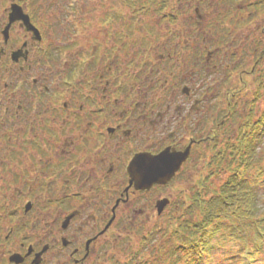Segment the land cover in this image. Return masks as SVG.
I'll list each match as a JSON object with an SVG mask.
<instances>
[{
  "label": "flooded vegetation",
  "instance_id": "af4514ba",
  "mask_svg": "<svg viewBox=\"0 0 264 264\" xmlns=\"http://www.w3.org/2000/svg\"><path fill=\"white\" fill-rule=\"evenodd\" d=\"M123 1L130 9V0ZM87 4L88 0L0 3V41L6 42L0 55V73L5 72L0 77L6 75L10 84L21 88L18 93L9 87L4 98L13 113L17 103H23L19 117L26 129L35 125V134L30 129L27 133L30 142L5 156L7 166L0 175V180L7 181L3 190L16 192V198L0 194V210L6 213L0 216V225L2 219H20L19 225L0 230V264H100L111 251L128 250L131 234L150 218L168 212L174 196L178 209L191 188H206L214 172L211 166L224 164L226 126L238 118L240 91L229 88L225 103H212L203 91L207 79H200V73L195 78L196 58L204 53L195 52L196 38H192L199 19L190 23L187 39L179 35L182 51L167 50L166 56L154 54L163 41L160 32L145 24L143 37L133 40L143 49L132 55L136 23L131 17L109 6L100 18L97 9ZM167 8L155 13L165 19ZM13 11L18 15L10 23ZM226 13L225 17L231 16ZM176 38L173 34L168 41ZM24 40L27 47L22 46ZM208 55L202 65L204 77L211 73L206 65L213 54ZM260 56L249 70L239 71L240 89L247 85L243 75L257 77L256 66L263 62ZM176 78L182 81V96L190 102H165L169 90L175 94ZM249 115L250 111L245 117ZM138 135L151 137L157 147L150 148L148 140L138 141ZM160 136L166 137L169 147L159 143ZM130 148L136 152L165 148L185 159L166 185L139 189L130 177ZM19 157L28 163L14 171L13 161L19 164ZM32 171L38 180H33ZM193 176L197 178L190 182ZM19 184L29 192L23 193ZM174 187L173 196L165 193ZM52 190L59 191L58 197L46 202L59 208L52 222L57 232L50 229L44 237L28 233L26 229H34L35 224L24 218L36 208L30 191ZM163 198L170 203L158 213L156 203ZM110 258L109 264H121L115 255Z\"/></svg>",
  "mask_w": 264,
  "mask_h": 264
},
{
  "label": "rangeland",
  "instance_id": "374dc122",
  "mask_svg": "<svg viewBox=\"0 0 264 264\" xmlns=\"http://www.w3.org/2000/svg\"><path fill=\"white\" fill-rule=\"evenodd\" d=\"M42 1L44 2V5H46L48 0ZM75 1L78 2V4H80L81 1L84 3L87 2V0ZM88 1L89 4L86 6H94L97 9L96 13H99L100 18H102L103 12H107L104 8L112 6L116 9V13H127L126 16L129 15L131 19L134 20L132 23H136V35L134 34L132 38L130 48V53L132 55H135L138 49H143L142 46L138 43L137 45L133 42V40L143 37L145 31L142 29L145 27V24H147L148 27L154 31L160 32V36L163 41L157 51L155 50L154 52V50L150 49V52L166 56L168 50L174 51V53L177 54L184 45V42L180 41L179 35L182 34L180 36L181 40L187 39V33L189 32L191 24L196 23L198 18L199 25H195L192 38H196V42H194L195 52L204 51V53L202 56H198L196 58V64L198 66L195 69V78H197L200 73V79H207L203 91L207 92L209 101L212 103H225L226 96L224 94L229 88H231L232 91H240L236 98L238 118L235 120L231 119V122H229L226 126L225 134L228 132L230 135L229 140L235 139L238 126L245 122L246 119L244 117L251 109L254 110V119H258L264 113V88L260 89V91H262L261 93H263L261 98L255 103H252L254 93L257 91L258 87L257 82L253 81L254 75H243L244 79L247 80V85L244 86L243 89H240L241 82H239L238 79L240 73L239 71L243 68L249 70L253 66L254 60L258 55H262L263 62L256 66L255 72H257V77L264 75V16L259 14L253 17V15L256 14V10L254 8L249 10L247 7L249 3L256 0H217L216 7L211 15H209L207 11V6L204 3V0H167L166 7L168 8L165 12V19H162L154 12L157 8V4H155V2L152 3L151 8L149 9L151 13L148 11L143 13L140 12L141 9L137 11L136 8H139L141 3L145 0H135L134 8L130 7V9H128L123 0H121V3L119 4L114 3L113 0ZM66 5V2L61 4V6ZM226 12H231V16H228L229 18L225 17L227 14ZM173 34H176V41H168V39L172 38ZM156 46H153V48H156ZM208 53L210 55L213 54L211 64L206 65L207 68L211 69V73L204 77V66L202 67V65H204V62L208 58ZM183 54H187V51L185 50ZM173 60V65L176 66L177 64L175 59ZM179 65H181V63ZM2 72L5 71L2 70ZM0 81H10V79L7 78L6 75H3L0 77ZM146 81L148 82V80ZM161 82L163 83V79H161ZM181 83L182 81L180 82L179 79H174L172 84L176 85L174 87L176 88L175 94H170L169 90L168 97L165 102H190L189 99H184L181 94ZM188 86L191 87L193 84L189 82ZM148 93V89H145V95H148ZM226 137L227 134L224 139L225 144L228 141V139L226 140ZM262 140V143L257 146V167L264 163V133L262 134ZM211 169L214 170V172L211 174V178L205 190L194 191L191 188L188 191L186 200L182 201L178 209L175 208V203L163 216L152 217L147 220V222L142 224L141 227L131 234V243L128 250H113L100 264H109L108 260H110V256L113 257V255L119 259L118 261L121 264L123 262H129L133 252L137 249L145 236H148L149 238L152 236V239L146 242L145 248L143 249L146 254L148 253L153 256L156 253L157 247L162 246L163 249L169 247L170 243L167 241L168 234L165 233L168 224H177V222H175L176 219L181 220L189 216H194L193 213L195 212H189L190 210L188 208L192 202L190 198H194V196L200 194L202 198L206 200L209 199L214 195V191H217L230 175L229 170H226V163H224L221 168L213 165L211 166ZM195 178H197V176L190 178V182H193ZM247 178L249 183L255 187L259 211L258 215L260 214V216H264V177L263 181L257 184L256 182L253 183L254 180H257L255 173L251 172L247 174ZM6 182L7 181H4L0 184V194L6 193L8 198H16V192L3 190V187H5L3 185ZM18 186L23 189V193L29 192V189L26 190V188L22 185L19 184ZM175 188L176 187H174L171 191L169 190L170 192L166 191L165 193H171V195L175 194L177 191ZM57 192L59 191H30L32 199L36 203V208L30 216L24 218L25 221L29 220L28 223L35 224L34 229H26L28 233L33 232L35 234H39V237H44L45 233L50 229L57 232L52 222L56 216H58L59 208L53 203L48 204L46 202V200H54L58 197V195H56ZM172 200L176 202L177 197L174 196ZM6 209L7 211H10L12 207H6ZM5 214V212L0 210V216ZM19 224L20 219L18 221H8L7 219H2L0 230L8 231L11 227H15ZM41 227H44V229L41 230ZM240 248L239 242L234 244L226 243L223 246L216 247L210 254L209 264H234L230 258L234 257V255L239 252ZM112 252L114 254H112ZM263 259V257H255L251 264H264L262 262Z\"/></svg>",
  "mask_w": 264,
  "mask_h": 264
},
{
  "label": "trees",
  "instance_id": "16d2710c",
  "mask_svg": "<svg viewBox=\"0 0 264 264\" xmlns=\"http://www.w3.org/2000/svg\"><path fill=\"white\" fill-rule=\"evenodd\" d=\"M129 2L131 7L135 6V0ZM153 2L157 4V13L167 6V0H145L140 9L147 8L150 12ZM261 5H264V0L247 5L249 10H256L253 17L261 14ZM260 57L258 55L256 59ZM255 82L258 87L254 100H257L263 94L260 89L264 88V75L255 77ZM252 111L245 117V123L239 126L235 139L227 142L222 159L230 175L225 182L207 200L200 194L190 198L192 202L188 208L189 212H195L194 216L176 219L177 224H168L165 233L168 234L169 247H157L153 256L146 254L143 249L152 236L145 237L133 252L131 262L124 264H209L213 249L236 242L241 248L230 258L234 264H251L255 257L264 258V216L258 215L255 187L247 178V174L252 172L257 177L253 183L263 181L264 163L257 167L256 161L257 146L262 143L264 133V113L253 119Z\"/></svg>",
  "mask_w": 264,
  "mask_h": 264
},
{
  "label": "snow or ice",
  "instance_id": "6c2138e0",
  "mask_svg": "<svg viewBox=\"0 0 264 264\" xmlns=\"http://www.w3.org/2000/svg\"><path fill=\"white\" fill-rule=\"evenodd\" d=\"M113 2L119 4L121 0H113ZM0 3H3V0H0ZM204 3L207 6L209 15L213 14L217 0H204ZM6 8L7 5L4 6V10H6ZM260 12L261 16H264V5H261ZM5 43L4 41H0V55H3L2 50L5 47ZM22 46L27 47L28 40H24ZM162 58L163 57H161V59ZM184 78L187 79L188 76L185 75ZM9 87H12L13 90L18 93L21 91L19 84H10L8 81H0V175L3 174L2 170L7 166L5 156L25 143V141L30 142L27 135L29 129L32 130V134H35V125L30 124L26 129L25 123L20 120L19 113L24 111L23 103L18 102L17 111L13 113L9 104L6 102L4 90H7ZM38 107L39 105H37V108ZM9 117L12 118L10 119ZM40 138L42 139V137ZM136 138L140 142L148 140L150 148L157 147V141L152 140L149 136L138 135ZM165 140V136L159 137V143L165 144V148H167L169 145L165 143ZM165 148H161L154 152L148 151V148L143 149L142 152H136L135 148L128 149L129 152L133 153L132 159L128 161L129 171H131L138 180H143L150 176L162 175L167 172L175 174L177 167L175 157L169 155ZM26 163H28V161H26L24 157H19V164L13 161V164L16 165L14 171L22 170ZM31 175L33 180H38L39 177L36 171H32ZM2 183L3 180H0V184Z\"/></svg>",
  "mask_w": 264,
  "mask_h": 264
},
{
  "label": "water",
  "instance_id": "95a60500",
  "mask_svg": "<svg viewBox=\"0 0 264 264\" xmlns=\"http://www.w3.org/2000/svg\"><path fill=\"white\" fill-rule=\"evenodd\" d=\"M13 7H17V5H13ZM18 15L17 11H13V13L10 15V23H12ZM10 25V24H9ZM181 154V153H180ZM180 154L172 155L175 157V163L177 165L176 170H178L180 163L185 159L184 156H180ZM170 155V154H169ZM175 170V171H176ZM130 176L132 177L131 181L135 182V185L137 188H149L153 183H163L165 184L168 180L171 179V177L174 176L172 172H167L162 175H156V176H150L143 180H138L136 176L133 175L132 172H130ZM168 203L167 199H163L157 203V208L159 213L162 211V209L165 207V205Z\"/></svg>",
  "mask_w": 264,
  "mask_h": 264
}]
</instances>
